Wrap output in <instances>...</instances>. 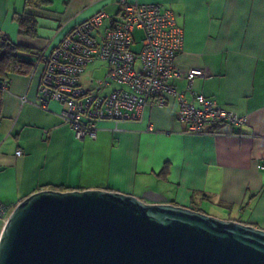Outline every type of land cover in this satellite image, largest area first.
Returning a JSON list of instances; mask_svg holds the SVG:
<instances>
[{
  "label": "crops",
  "instance_id": "obj_1",
  "mask_svg": "<svg viewBox=\"0 0 264 264\" xmlns=\"http://www.w3.org/2000/svg\"><path fill=\"white\" fill-rule=\"evenodd\" d=\"M127 1L169 11L182 32L174 71L206 74L189 90L184 78L167 84L188 103L196 105L201 95L245 123L185 134L170 100L164 108H144L135 121L100 122L96 140L78 142L60 120V104L38 106L39 71L11 75L0 110V201L14 208L43 190L154 193L168 204L264 230V0ZM49 2L29 12L36 27L27 37L13 18L24 0H0V37L25 47L29 53L20 57L28 62L99 10L109 16L102 31L120 20L118 0Z\"/></svg>",
  "mask_w": 264,
  "mask_h": 264
},
{
  "label": "water",
  "instance_id": "obj_2",
  "mask_svg": "<svg viewBox=\"0 0 264 264\" xmlns=\"http://www.w3.org/2000/svg\"><path fill=\"white\" fill-rule=\"evenodd\" d=\"M0 264H264V230L104 190H43L0 232Z\"/></svg>",
  "mask_w": 264,
  "mask_h": 264
},
{
  "label": "built area",
  "instance_id": "obj_3",
  "mask_svg": "<svg viewBox=\"0 0 264 264\" xmlns=\"http://www.w3.org/2000/svg\"><path fill=\"white\" fill-rule=\"evenodd\" d=\"M120 20L101 28L109 16L102 10L73 26L62 40L49 50H41L32 59L31 75L39 71L38 106L48 101L61 105L60 120L72 132L74 140L94 141L100 122L118 123L138 120L146 107L164 108L176 101L177 120L185 134H205L207 128L224 125L229 131L245 123V118L195 96L188 103L167 81L184 78L190 89L194 78L206 74L191 68L176 72L173 60L181 50L182 32L169 11L157 5L118 0ZM143 34L141 51L131 52V34ZM96 62L105 64L103 78L81 85L84 70ZM9 80L0 81L7 92ZM151 130V126H148ZM20 155V151L16 152ZM12 208L0 201V232Z\"/></svg>",
  "mask_w": 264,
  "mask_h": 264
},
{
  "label": "trees",
  "instance_id": "obj_4",
  "mask_svg": "<svg viewBox=\"0 0 264 264\" xmlns=\"http://www.w3.org/2000/svg\"><path fill=\"white\" fill-rule=\"evenodd\" d=\"M49 0H24L23 12L19 16L13 17L18 33L23 36H35V19L29 12L39 10L49 5ZM28 54L29 51L13 41L6 35L0 37V81L8 80L11 75L28 76L31 74L32 61L21 59V54ZM2 91L0 90V110L2 105ZM189 209L198 211L193 206Z\"/></svg>",
  "mask_w": 264,
  "mask_h": 264
},
{
  "label": "rangeland",
  "instance_id": "obj_5",
  "mask_svg": "<svg viewBox=\"0 0 264 264\" xmlns=\"http://www.w3.org/2000/svg\"><path fill=\"white\" fill-rule=\"evenodd\" d=\"M142 38H143V34L139 30H135L131 34L132 44L130 46V50L135 55H138L140 53V51H141ZM92 66L87 67L84 70V72H83V74L81 76V81L82 82H86V81L88 82L90 80H95V79H98V78L102 77V75L104 73V70H105V64L101 63V62H96ZM89 86H90V83H89ZM85 88H86V86H85ZM209 216H212V215H209ZM213 217H215V216H213ZM215 218H217V217H215Z\"/></svg>",
  "mask_w": 264,
  "mask_h": 264
}]
</instances>
